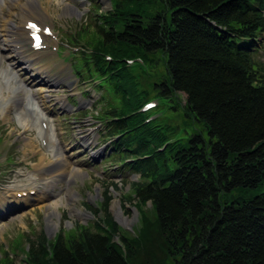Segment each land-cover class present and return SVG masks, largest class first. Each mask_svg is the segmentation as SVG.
Wrapping results in <instances>:
<instances>
[{"label":"trees","instance_id":"trees-1","mask_svg":"<svg viewBox=\"0 0 264 264\" xmlns=\"http://www.w3.org/2000/svg\"><path fill=\"white\" fill-rule=\"evenodd\" d=\"M94 20L80 63L120 99L101 117L117 136L115 162L138 175V229L116 241L107 197L94 230L29 239L24 262L264 264V0H112ZM132 56L146 69L118 63ZM159 56L161 76L148 86ZM152 93L180 112L184 136L146 122L139 109Z\"/></svg>","mask_w":264,"mask_h":264},{"label":"rangeland","instance_id":"rangeland-1","mask_svg":"<svg viewBox=\"0 0 264 264\" xmlns=\"http://www.w3.org/2000/svg\"><path fill=\"white\" fill-rule=\"evenodd\" d=\"M38 1L40 2H38L36 13L43 10L48 14L45 23L54 24L56 33L49 39V44L55 53L43 51L33 54L35 61L25 63L26 65H23L25 70H20L18 74L27 91L30 90L28 82L34 83L33 91L37 94L30 90L31 95L34 99L38 95L37 100L45 106V111L52 124L51 134L57 139L58 146L64 153L68 165L62 166L63 158L59 156V162L62 161L63 163L51 164L54 168L52 171L40 174L41 171L39 170L45 168V165L42 167L39 165V159L44 153L41 152L39 146L37 129L34 126L28 127V124L25 126L20 124L24 120L18 119L15 113L20 108L24 114L23 105L25 106V104L15 106L13 100V102L6 100L11 98V94L0 86V217H2L0 222L4 223L0 226V263L4 262L3 259L10 258L15 264H26L24 262L25 251L28 249L29 239L35 240L41 234L46 235L50 240L60 231L64 233L78 225L91 227L94 230L93 225L97 219L104 216V213L98 210L109 199L108 212L117 225L116 241L122 234L128 235L126 232L134 233L138 229L141 217L140 206H137L139 201L133 194L131 184V182L138 180V175L130 170L122 169V166L115 162L117 157H113L109 150L111 148L110 141L113 138L106 136V120L101 117L102 110L110 107L107 102H110L111 105V102L118 103L120 99L112 100V94L110 92L104 93V89L98 87L99 82L89 79L85 75L87 71H84L83 67H81L83 74L79 75V72L74 71L75 63L77 64L76 58L80 56L81 50L91 47L88 39L91 40L90 35L94 30V18L98 17L100 13L104 14L109 11L112 8V0H85L84 3L80 0H65L63 3L56 0ZM25 3L26 1L23 0L20 2L10 1L0 11V23L12 16L14 23L20 24L22 18H19L17 13H22ZM67 3L76 6L77 11H64ZM13 12L15 15H12ZM83 30L86 34L79 37L78 33ZM1 46H3L2 43H0ZM9 49H13V46L7 50H1L0 55L8 59ZM25 49L26 53L30 54L28 44L25 45ZM55 54L60 56H58L59 59ZM86 55L88 54L86 53ZM109 56L113 57L111 54ZM162 59V56H159L154 60L155 66L152 70L154 73L149 74L148 86L161 76L159 73L162 69ZM261 59L264 63V54H262ZM118 63L125 64L133 71L138 66L146 69V63L141 56L123 57ZM8 64L9 62L5 60L4 66H8ZM32 65L35 67V72L29 67ZM37 66L42 67L43 72L39 73L42 69ZM27 67L29 68L26 71ZM32 72L36 75H31ZM43 73L46 77H43ZM21 76L28 80L25 82ZM44 78L52 79L51 81L57 80L58 83L52 87H47L43 82ZM84 91H86V95H83ZM176 95L179 104L182 105L185 101V95L183 93ZM103 98L105 101L102 100ZM65 100H68L69 103L63 106L62 102ZM148 102H155L156 104L152 103L153 106H145ZM71 103H73L72 106ZM163 103L162 100L156 99V95L152 93L140 105L139 112L148 113L146 122L158 119L160 123V120L163 119L165 123H170L169 125L174 127L173 130L178 129V136H184L186 133L182 132L184 128L182 125L185 120L181 121L180 112L177 110L176 112L166 111L162 108ZM37 107L40 109V106ZM42 116L45 115L40 114V117ZM99 121L104 123L103 127H98V130H101L99 132L101 144L93 142L86 150L79 144L81 133H77L81 132V122L96 126ZM187 133H189L188 129ZM102 145L107 150L104 149L101 153L97 152ZM164 147L165 143L161 149ZM48 160L53 161L49 155L45 161ZM57 165L61 168L55 167ZM36 175H44L47 181L32 182L30 179ZM41 183L50 184L55 195H49L51 190L47 189L43 196L47 199H42L41 194L36 189L37 185ZM35 189V194H31V190L34 191ZM21 191H24L22 195L16 197V192L21 194ZM58 197L62 199L63 204L58 207V215L53 216L57 222V227L51 230L47 215L51 210V202L57 200ZM119 207L124 216L129 218V222H121L118 219ZM142 208L151 209V203L147 202ZM79 211L84 215H81Z\"/></svg>","mask_w":264,"mask_h":264},{"label":"bare ground","instance_id":"bare-ground-1","mask_svg":"<svg viewBox=\"0 0 264 264\" xmlns=\"http://www.w3.org/2000/svg\"><path fill=\"white\" fill-rule=\"evenodd\" d=\"M10 1L20 2L21 0H0V11H2V9H4V7L10 3ZM23 1H26V3L23 5L24 10L21 11L22 13H17L19 18H22L21 25L19 23L15 24L12 16L9 19L5 20L3 23H0V43L3 44V46L0 47V51L7 50V48L13 46V49H9L10 50L9 55L7 56L8 59H5V57L0 55V83H2L6 89L14 93L13 100H20L22 101L23 104H25L27 108V113L31 116L32 120L31 123L30 122L27 123L26 121H24L22 122V125L25 126L26 124H28V127L31 125L37 126L42 139L46 141V144L49 145L50 148H53L55 143H53L50 136L51 125L45 116L40 117V114L37 112V108H38L37 106H40L38 100L32 97L31 91L29 89L27 91L25 84L20 80V76L18 74L20 70H25V68L23 67L25 63H33V60L31 58H29L27 55H24L23 43L25 42V39H27V33H28L27 29L25 28V25L29 20V18H25V17L30 16V14L31 16H37L38 17L37 20L41 24H43V26L45 25V17L42 16L41 13H36L35 11L39 1L38 0H23ZM64 11L74 12L77 11V7L67 3L64 7ZM12 15H15V12H13ZM5 60L9 62L8 66H4ZM41 72H43V70L39 71V73ZM43 82L44 84L47 85V87H52L53 85L58 83L57 80L51 81L45 78L43 79ZM27 119L28 118L24 120ZM40 121L46 122L45 128H43L42 123ZM37 122H40V127L38 126ZM50 153L53 154V150H50ZM59 155H62L61 149H58L56 154L54 153L55 159L53 161L52 160L45 161L47 157L44 154L39 159V163H40L39 165L41 167L45 165V168L39 170L41 171L40 174L46 171L47 172L52 171L54 168L53 166H51V164H55L57 162L61 163L62 161L59 162V157H58ZM63 162H62L63 163L62 166L64 165V167H66L68 165V162L66 160H64ZM55 167L61 168V166L58 165ZM52 176L55 177L54 175ZM45 179L47 178H45L44 175H39V176L36 175L32 177L30 180L32 182L33 181L35 182L39 180L44 181ZM20 193H23V191H21ZM49 195H55V193L51 191ZM54 202H51L52 203L51 210L48 212L47 215L49 222L48 223L49 229L51 230H54L57 227V222L53 219V216L58 215V207L59 205L63 204L62 199L60 197H58V199L55 200ZM79 213H81V215H84L81 211H79ZM117 216L121 222H125V223L129 222V218L124 216L120 207L118 208Z\"/></svg>","mask_w":264,"mask_h":264},{"label":"snow or ice","instance_id":"snow-or-ice-1","mask_svg":"<svg viewBox=\"0 0 264 264\" xmlns=\"http://www.w3.org/2000/svg\"><path fill=\"white\" fill-rule=\"evenodd\" d=\"M31 27H35V25H31ZM36 39H37V41H38V40H39V37H37Z\"/></svg>","mask_w":264,"mask_h":264}]
</instances>
